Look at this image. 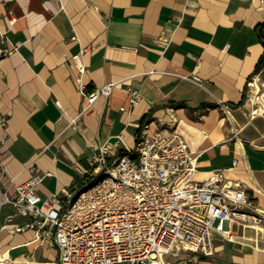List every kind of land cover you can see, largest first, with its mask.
<instances>
[{"label": "crops", "instance_id": "obj_1", "mask_svg": "<svg viewBox=\"0 0 264 264\" xmlns=\"http://www.w3.org/2000/svg\"><path fill=\"white\" fill-rule=\"evenodd\" d=\"M263 23L264 0H0L2 186L15 195L33 164L45 174L40 195L63 197L84 180L80 170L100 145L132 150L145 122L161 127L174 114L198 157L197 178L224 169L264 209V111L254 112L263 102L251 97L252 77L264 91V64L256 71ZM1 32L17 47L9 54L1 52ZM84 49L87 90L114 83L88 108L68 62ZM195 73L203 85L184 77ZM129 88L139 95L133 107ZM28 222L12 204L0 205V253L8 264H54L53 238L15 230ZM214 243L213 255L181 250L166 259L264 264L263 225L233 223L232 234L215 233Z\"/></svg>", "mask_w": 264, "mask_h": 264}, {"label": "built area", "instance_id": "obj_2", "mask_svg": "<svg viewBox=\"0 0 264 264\" xmlns=\"http://www.w3.org/2000/svg\"><path fill=\"white\" fill-rule=\"evenodd\" d=\"M1 36L2 54L17 48L7 46L4 32ZM84 52L73 54L68 62L88 108L98 98H107L114 83L87 90L82 82ZM184 77L203 85L196 73ZM129 91L133 107L139 95L134 88ZM7 120L0 116V127ZM152 123L142 125L132 150L116 152L110 144L100 145L90 167L80 170L84 180L64 188L63 197L40 195L45 174L33 164L31 176L14 184L15 195H10L2 186L8 172L0 140V205L10 203L29 217L15 230L33 228L42 240L53 238L60 251L54 264H186L166 256L181 250L210 256L216 251L215 233L231 235L233 223L264 226V209L250 197L245 182L229 179L224 169L197 178L198 157L178 132L174 114L161 127L152 128ZM0 264H8L1 253Z\"/></svg>", "mask_w": 264, "mask_h": 264}, {"label": "bare ground", "instance_id": "obj_3", "mask_svg": "<svg viewBox=\"0 0 264 264\" xmlns=\"http://www.w3.org/2000/svg\"><path fill=\"white\" fill-rule=\"evenodd\" d=\"M253 87V103L258 104L260 102H263V106H259L258 108L254 109V112H262L264 111V91L261 90V85L259 83V79L256 78L252 83Z\"/></svg>", "mask_w": 264, "mask_h": 264}, {"label": "trees", "instance_id": "obj_4", "mask_svg": "<svg viewBox=\"0 0 264 264\" xmlns=\"http://www.w3.org/2000/svg\"><path fill=\"white\" fill-rule=\"evenodd\" d=\"M264 27V23L261 25V28ZM260 36L262 41L264 42V33L261 31L260 32ZM264 64V54L261 56V58L258 61L257 67H256V71L259 70V68Z\"/></svg>", "mask_w": 264, "mask_h": 264}, {"label": "rangeland", "instance_id": "obj_5", "mask_svg": "<svg viewBox=\"0 0 264 264\" xmlns=\"http://www.w3.org/2000/svg\"><path fill=\"white\" fill-rule=\"evenodd\" d=\"M251 81H254V78H253V77H252ZM251 95H253V91L251 92ZM251 97H252V96H251ZM260 103H261V102H260ZM258 106H259V103H258ZM182 253L188 255V254H191V251H188V250L186 251V250H185V251H183ZM176 257H178V256H176ZM168 258H169V259H174L175 256L169 255Z\"/></svg>", "mask_w": 264, "mask_h": 264}]
</instances>
